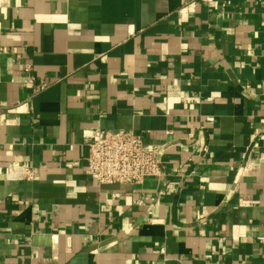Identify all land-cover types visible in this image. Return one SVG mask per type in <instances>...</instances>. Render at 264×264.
<instances>
[{
	"label": "crops",
	"instance_id": "0c3cea01",
	"mask_svg": "<svg viewBox=\"0 0 264 264\" xmlns=\"http://www.w3.org/2000/svg\"><path fill=\"white\" fill-rule=\"evenodd\" d=\"M94 128L165 176L98 186ZM0 264H264V0H0Z\"/></svg>",
	"mask_w": 264,
	"mask_h": 264
},
{
	"label": "built area",
	"instance_id": "2783aa9c",
	"mask_svg": "<svg viewBox=\"0 0 264 264\" xmlns=\"http://www.w3.org/2000/svg\"><path fill=\"white\" fill-rule=\"evenodd\" d=\"M30 82L34 83L35 78L32 77ZM48 85L44 83V86ZM167 133L174 135L172 130ZM205 134L206 128L201 126L188 133L185 142L196 141ZM84 140L89 147L86 174L100 187L114 184L142 185L148 179L163 178L164 155L176 142L170 139L164 144H152L147 142L144 132L102 128L86 130ZM207 152L208 149L204 148L202 155ZM38 175L39 169L31 164H12L6 179L30 181Z\"/></svg>",
	"mask_w": 264,
	"mask_h": 264
}]
</instances>
